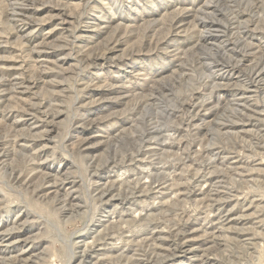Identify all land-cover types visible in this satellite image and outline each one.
<instances>
[{"label": "rangeland", "instance_id": "obj_1", "mask_svg": "<svg viewBox=\"0 0 264 264\" xmlns=\"http://www.w3.org/2000/svg\"><path fill=\"white\" fill-rule=\"evenodd\" d=\"M251 2L263 11L262 0ZM250 3L247 0H33L21 6L20 0H0V200L5 197L11 204L1 205L0 221L5 218L13 221L19 215L18 224L30 237L27 244L31 249L24 253L29 263L72 264L71 244L87 233L100 230L94 226L110 218L105 209L90 220L91 187L108 190L117 201L120 188L129 194L136 184L142 185L144 180L135 173L149 169L151 164L159 168L156 189L161 192L155 197L156 206L148 205L152 214L147 220H154L158 228L151 240L143 236L149 232L148 227L138 224L137 228L127 229L131 235L126 236L142 234L140 239L144 244L166 258L157 260L149 252L142 256L137 249L128 252L127 256L132 257L128 264H223L226 257L232 264H264V73L257 82L253 81L256 72L264 67V58L251 75L243 67L231 70L221 78L223 85L215 90V81L203 79L205 75L201 71L211 74L209 65L220 67L227 62L217 59L212 39L197 45L198 34L184 30L194 18L199 15L201 18L205 9L215 6L218 11L208 20H220L224 27L230 26L225 38L217 30L210 32L209 38L220 40L221 47L226 41L229 47H222L226 52L244 49L236 42L237 38L248 42L251 38L252 45L245 49L246 54L239 56L247 58L245 67L253 66L258 60L255 57H264L257 48L264 45V24L256 29V23H249L238 35L235 22H230L234 13L245 24L250 18H258L250 13ZM13 8L29 10L32 22L25 25L24 18L12 20L9 15ZM174 10L182 12L184 19L168 33L166 27L171 16L162 15L173 14ZM32 24L36 29L31 30ZM118 26L121 27L114 35ZM105 47L106 53L102 51ZM37 51L41 53L38 55ZM90 60L93 64L87 67ZM206 61L208 69L202 66ZM195 88L193 99L178 102ZM235 91L240 98H233ZM51 100L56 102L52 104ZM32 110L42 118L31 116ZM17 113L25 117H16ZM142 120L146 144L140 148L136 139ZM156 128L164 131L157 132ZM170 134L173 136L168 137ZM27 141H33L35 147L25 154L20 147ZM200 144L208 147L203 155L201 149L198 151ZM36 150H41L38 154L42 155L32 165L36 169L29 171L25 164H20L21 155ZM139 150L148 152L150 158L134 159L130 163ZM48 154L52 155L51 159L45 158ZM213 155L218 159L207 167ZM12 170L11 179L16 182L6 184L11 180L7 177ZM48 171H58V175L43 173ZM142 172L146 174L145 170ZM206 174L211 181L199 192L198 181ZM5 186L13 191L4 193ZM19 191L22 195L15 194ZM238 193L240 205L222 216L231 220L226 232L215 231L205 236L201 231L192 233L202 227L203 217L212 216L205 210L211 203L220 208L229 202L228 210L235 201L229 197ZM242 193L252 198L249 209ZM218 198L222 202H217ZM116 208L120 211V207ZM123 208L124 219L133 220L134 209L138 207L124 205ZM194 209L198 210V217L194 215L195 219L191 218L184 228L186 232L180 234L196 248L193 258L183 253L182 248L176 249L174 235L175 225L184 223L182 216L178 217L181 211ZM150 212L144 211L146 215ZM161 223L167 231L161 232ZM212 224L214 227V220ZM115 229L108 226L103 236ZM224 234L233 239H226ZM239 236L248 251L237 244ZM212 241L216 243L213 248ZM125 245L131 250L135 248L133 244ZM12 246L4 245L0 249L18 254L21 249ZM105 246L112 247L108 243ZM105 246L101 241L96 242L90 260L104 262L103 257L112 252L111 248L105 250ZM181 254L186 256L184 260Z\"/></svg>", "mask_w": 264, "mask_h": 264}, {"label": "bare ground", "instance_id": "obj_2", "mask_svg": "<svg viewBox=\"0 0 264 264\" xmlns=\"http://www.w3.org/2000/svg\"><path fill=\"white\" fill-rule=\"evenodd\" d=\"M20 1L22 4L21 6H27V4L33 0H20ZM247 1L250 3L252 0H247ZM262 3H264V0H262ZM205 6L208 7L207 4H205ZM250 7H251L250 13H254L255 15L257 14L258 18H255V19L250 18L247 21L248 23L245 24V23L240 22L241 17H239V14L234 13L233 18L230 20V22L231 21L235 22V27L238 29V32H237L238 35L240 34V30L247 27L249 23H252V25H254L256 23L257 28L255 26H253L256 29H261L260 27L263 26V24H264V14H262V12L264 11V7H263V11H262L261 10L262 8L257 6V4H255L253 2L250 3ZM217 11L218 10L215 6L213 7V9H205L203 11L201 18H199L200 15L198 17L194 18V20L191 21L190 25L186 29H184L185 32L189 31V29H190V30H194L196 32V34H198L197 45L200 44V41L204 42L206 40L212 39V43H215V44H213L214 45L213 47L218 52L219 57L217 59H222L223 61L227 62V64L225 66H220V67L214 66V65H209L208 61H206L205 64L203 62L204 65L202 64V66L205 69H208L207 66L209 65V69L212 70L211 74L207 73L208 75H206L203 70L201 72H203V74L205 75V77H202L203 79H205V78H206V80L207 79L208 80L213 79L215 81L214 82L215 84L213 85L215 90L218 89L221 85H223L221 83L222 82L221 78L224 75H228L231 72V70L238 68V67H243L245 72L247 73V75H251L253 73L254 69L257 67V65L261 62L262 58H264L262 55L259 58L253 56V57H255L254 59H256V60L258 59V60L256 62H254L253 66H246L245 67V61L247 58H245L244 55L239 56V54H241V55L246 54L247 51H245V49H248L253 43L251 38L248 37L250 39L249 42L245 38H240L239 40L237 38L236 42H240L239 44L244 48L243 50L238 51V52L233 51V49L231 51H227V52L223 51L222 47L224 49L229 47V45L227 44L226 41L222 44V47H221V46H219V45H221L220 40L218 41V40H215V38H209L208 34L210 32L216 31V30L218 32H221L222 33L221 35L225 38V36H227L226 33L228 31V27L230 26V25H227V27H224L223 25H225V24H223L220 20L219 21H217L216 19L208 20L209 17H213ZM30 14L31 13H29V10H27L26 8H23L20 10H16L13 8V10L10 11L9 17L12 20L15 19L16 21H22V19L24 18L26 20V22L23 24L28 25L29 22H32ZM162 16H168V17L171 16L170 20L168 21L170 25H168L166 27L168 33L171 32V28L174 29L175 26H177V23L182 22L184 19V14L182 12H178L177 10H174L173 14H169V15L164 14ZM120 27L121 26L116 27V30L114 31V35H116V32L120 29ZM30 28H31V30L36 29L34 24H32V26ZM230 35H232V33ZM17 39H19V38H17ZM18 43L22 44L21 42H18ZM104 45H106V43ZM204 45L205 44H203V46ZM257 48H259L261 50V53H264V45H263V47L259 46ZM106 50H107L106 47L104 49L102 48V51L104 53H106ZM36 53L39 55L41 53V51H37ZM104 53H102V56H104ZM98 54H99V52H98ZM97 58H99V57H97ZM91 64H93V61L90 60L88 62L87 67L90 66ZM263 73H264V67L261 70L256 72L253 81L257 82L256 80H258L263 75ZM237 74H240V72H237ZM200 75H201V73H200ZM2 76H4V75L2 74ZM205 84H207V82ZM205 84H204V86H205ZM194 90H196V88L187 92V94H186L187 98H185L183 96L184 99L180 98V99H178V102L181 100H190L191 98L193 99L194 98L193 97V91ZM212 94H213V92H208V95H212ZM198 96H200V95L198 94ZM232 96L234 99L240 98V94L238 91L232 92ZM55 102H56V100H51L50 103L54 104ZM190 102L191 101H189L188 103H190ZM148 107L149 106L144 107V108L147 109ZM240 111H242V110H240ZM236 112H237V110H236ZM31 113H32L31 116H33L35 119H41L42 118L41 115L35 110H32ZM16 117L23 119L25 116L17 113ZM140 128L141 129L138 132L139 135L136 139V143L141 148V147H144L146 144V140L144 137V133H145L144 120H142ZM155 131L161 133L164 130L156 128ZM173 132H176V131H173ZM170 136H173V134H170L168 137H170ZM168 137H164V140L168 139ZM34 147H35V145H34L33 141H27V142H23V144L20 147V150L26 154V152H31L30 151L31 148L33 149ZM207 148L208 147H203V145L200 144L198 151L201 149V151H202L201 155H203L204 150H207ZM17 149H19V148H17ZM40 151L36 150L31 154L21 155L20 164H25L24 168L25 169L29 168V171L36 169V167L34 168L32 165L37 164L36 163L37 157L42 155L41 153H40V155L38 154ZM51 156L52 155L48 154V155H46L45 158L51 159ZM150 156L151 155H148V152H145V150H141V151L139 150L135 154L134 158L130 159L129 161H130V163H133L134 159H136V160L140 159V161H144L145 159H149ZM204 159H206V158H204ZM208 159H210V158H208ZM217 159L218 158L215 155H213V158L211 159L212 162L209 163L207 167H209V165L212 164ZM123 162H125V160H123ZM44 163H46V161H43V164ZM205 163H207V162H205ZM166 164L167 163H165V165ZM143 169L146 171V174H143L142 171H144V170H138L135 173V175H139L141 177V180H144L142 185L136 184L135 188L129 194H125L124 189L120 188L118 193L121 196H120V199H118L117 201L113 200L114 197L108 193V190H104L101 188L94 189L91 187V190L88 191L89 202L91 203V215H90L91 218H90V220L92 221V218L94 215L104 213L105 209L107 210L106 216H109L110 218H109V220H107L106 223L101 224V222H100L99 224L94 226L96 229L100 228V230H98V231L95 230V233H87L86 235L83 236L84 238H79L77 241H75L71 244L70 250H69L71 253V258L69 259V262L72 261L71 262L72 264H85V263L91 261L90 257H92V255L95 254V252H93L94 245L96 242H100V241L102 243H104V246L106 245V243L111 244L112 247L105 246V250H107V248H111L112 252L107 253V254H109V256H107V254L103 255V256H107V257H103L104 262L100 261L101 260L100 259V260H96V261H91V264H100V263L104 264V263H108L109 260H112V262H110L109 264H128V263H130L131 258H132L130 256H127L128 252L137 251V249H139V251L142 253V256L143 255L146 256V253L149 252V254L154 256L155 259H157V260L158 259L164 260L166 258V257H161L160 254H157L156 251H154L152 249V247L145 245L144 242L142 241V239H140V237H142V234H139L138 236L135 237L134 235L130 236L131 235L130 231H126L130 227L131 228H133V227L137 228V224H138V226H142V227L147 226L149 232L143 236H146L147 239L151 240V239H153L152 235L157 230L156 228H158L157 225L154 224L155 223L154 220H147L148 218H150V215L152 214V212H150L151 210L149 211L147 207L150 203L152 204V206L155 207L157 204L155 201V197L160 196L159 194L161 191L156 189V185L158 186V182H159L158 179L160 178V174L156 173L157 172L156 170H159V168L155 169V167H153L150 164L149 169H146V168H143ZM160 170L164 171V168H160ZM127 171H128V169L126 168L125 172H127ZM0 172L2 173V169H0ZM121 172H123V171H121ZM13 173H14L13 170L9 172V176L7 177L8 180H10L13 177ZM43 173L48 174V175H51V173H54L53 176L58 175V171H48V172H43ZM6 174H7V172L5 170L4 175H6ZM203 174H205V173H203ZM201 178H202L201 179L202 181H198V182H200V184L198 183L200 186L199 192H202L203 189L205 188V186H207L208 183L211 181L207 174L203 175V176L201 175ZM13 181L16 182V180L13 178L10 181H8L6 184L12 183ZM202 182H204V183L202 184ZM18 186L19 185H17V187ZM53 188L58 189L55 186H53ZM7 190H9V192L13 191L12 188H9L7 186H5L2 191L5 193V191H7ZM35 192L36 191H33L34 194H36ZM15 194L22 195L21 191H19L18 193H15ZM95 196H97V197H95ZM239 196L240 195L238 193V194H234L233 196L229 197V198L234 199L235 201H234V205H232L228 210L226 208L229 206V204H230L229 202L223 203L221 205L220 208L224 207L222 210H220V208H217L215 206L213 207L211 205L213 203H211L209 205V208L205 209V210L208 211V214L211 213L212 216L207 215L206 217H203L204 223H203L202 227L195 228V230H193V228H192V230H193L192 233H195L197 231H201V232H203V234L205 236V235H210V234L213 235L215 231H218V232H224L225 231L226 232L229 229L228 225L231 224V220H230V217H224L222 219V216L225 215L224 213L231 212L235 207H238V205H240ZM241 197H242L243 201H246L248 204L246 209H249L253 204L252 198L249 196V194H246V193H242ZM4 198L5 197H3V200H0V207L3 203L7 204L6 207L10 206L11 204L7 203ZM110 202H113V204L107 206V204H110ZM217 202H222V199L218 198ZM22 203L26 204V201L22 200ZM160 203H161V201L158 202V204H160ZM208 203H210V202H208ZM141 204H143V205H141ZM164 204L162 203L161 205H164ZM124 205L130 206V208L135 207V205L138 207V208L134 209V212L136 214H135V217L133 220L127 221L124 219V216H122L124 213V210H123ZM241 205H242V207L245 206V205H243V203H241ZM116 207H120V211H118ZM99 209H102V212H99ZM18 210L21 211L20 208ZM145 210H146V212H150V214L146 215V213H144ZM194 215H196L195 218L198 217L199 214H198L197 209H194V211H191V212L181 211V213H180V215H178V217L182 216V221L184 223L182 224L180 222L179 225H177V224L175 225V227H176L175 231H177V233L174 235V237L176 239V249L182 248L183 253H186V255H189V257H193V258L196 256V254H195L196 248H193L192 245L188 244L189 240H187V237L180 236V234L181 233L184 234L186 232L184 228L186 227V225L189 223V221L191 220V218ZM18 216L13 221L11 219H8V218H5L3 221H0V246L14 245L10 248L18 249V250H19V248L21 249L18 254L11 252V251H6V250L2 251L0 249V264H31L28 262L29 257H26L24 254L26 250L31 249L30 245L27 244V241L30 239V237L26 236L23 229L18 224V221H21V219L18 218ZM195 218H192V219H195ZM209 218H210V221H207V220H209ZM178 220H180V219H178ZM213 220L215 222L214 227L212 226ZM176 221H177V218L173 222H176ZM108 226L117 227V229L113 230L111 233L107 234L106 237H104L103 236V232H104L103 230L107 229ZM158 226H160V225H158ZM161 226H162L160 228L161 232L167 231L166 226L164 227V225H162V223H161ZM210 227H213V228H210ZM85 228H86V226H85ZM128 233H130L129 236L131 238L126 236V234H128ZM223 237H226V239H233L232 237L226 236L225 234ZM154 238H157V237H154ZM115 241H118V242L115 243ZM237 241H238L237 244L240 245V248H242L245 251H248L246 244L241 242L242 240H241L240 236H239V238H237ZM211 243H212L211 248H213L216 243L214 241H212ZM23 244H24V247H23ZM125 244H128V245L133 244L135 246L134 250H131V248L127 247ZM180 256L183 257L182 258L183 260L186 258V256L183 254H181ZM172 261L174 262V260H172ZM169 263H170V261H169ZM232 263H233V261L229 257H226L223 260V264H232ZM137 264H141V263H137Z\"/></svg>", "mask_w": 264, "mask_h": 264}]
</instances>
